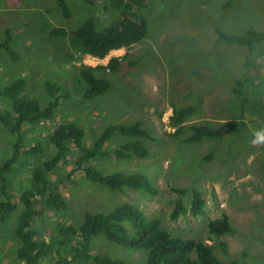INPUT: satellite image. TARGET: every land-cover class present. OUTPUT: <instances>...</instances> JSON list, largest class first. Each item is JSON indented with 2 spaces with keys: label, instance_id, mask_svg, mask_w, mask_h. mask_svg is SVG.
<instances>
[{
  "label": "rangeland",
  "instance_id": "1",
  "mask_svg": "<svg viewBox=\"0 0 264 264\" xmlns=\"http://www.w3.org/2000/svg\"><path fill=\"white\" fill-rule=\"evenodd\" d=\"M72 18L63 16L57 0H0V42L11 34L18 60L0 52V86L18 78L27 80L26 94L45 105L50 100L47 81L57 82L64 97L53 119L26 127L24 148L41 143V153H25L8 175L16 209L0 224V264H23L17 259L20 241L15 227L23 205L19 195L31 184L34 168L55 152L50 136L60 124L75 121L86 130L89 146L111 123L140 120L152 138H143L150 151L146 158L104 157L95 164L105 172L144 173L158 193L125 188L112 190L83 175L61 188L67 208L39 218L33 225L38 237L50 239L60 224L79 226L84 212H109L121 202L138 206L148 219L160 218L173 236L204 239L226 263L264 264V41L252 49L229 43L217 30L244 35L248 30L264 31V0H147L142 13L148 35L126 48L112 50L105 58L74 51L71 34L53 35L57 28L69 32L90 16L99 28L110 21L109 0H68ZM119 57V68L96 70L112 87L93 99L84 97L83 65H107ZM240 79L241 94L234 91ZM246 97L248 103L243 104ZM193 105L181 133L170 123L174 108ZM0 107L9 109L0 98ZM243 122L225 138L204 137L189 141L192 127L220 126ZM121 134L106 143L109 149L130 140ZM14 138L0 123V164L13 153ZM75 157L72 152L71 158ZM68 166L60 167L62 173ZM188 190L183 201L188 207L191 189L197 187L206 200L204 215L190 211L171 219L177 196L172 187ZM227 212L235 231L223 236L224 252L208 240L207 221ZM98 252L124 260L125 264H146L147 251L125 247L104 235L93 237ZM85 263V262H84ZM94 264V263H89Z\"/></svg>",
  "mask_w": 264,
  "mask_h": 264
},
{
  "label": "trees",
  "instance_id": "2",
  "mask_svg": "<svg viewBox=\"0 0 264 264\" xmlns=\"http://www.w3.org/2000/svg\"><path fill=\"white\" fill-rule=\"evenodd\" d=\"M83 1L89 4L94 2ZM146 1L109 0L110 5L107 7L111 9L112 15L103 28H99L96 18L90 16L71 32L65 28H57L52 34L70 33L75 52L105 58L112 50L129 47L147 37L148 22L142 13ZM57 5L65 18H72L68 0H57ZM217 33L221 40L242 44L248 49L264 41V31L261 30H248L244 35L229 34L223 30H217ZM1 51L7 52L14 60L20 58L12 48L9 30H6V36L0 42ZM119 63L120 58L113 57L107 65H83L80 68V76L85 82L86 99L100 96L112 87L106 77L97 76L95 71L107 68L116 71ZM235 83V93L241 94V80L236 79ZM26 85L27 80L18 77L0 86V98L9 103V109L0 107V123L14 138L12 155L0 164V224L9 218L17 206L10 191L8 175L25 153L36 154L45 149L41 143L29 149L24 148L26 127L53 119L64 97L63 89L57 82L47 81L50 100L43 105L37 98L26 94ZM242 102L248 103L247 98L244 97ZM260 107L264 110V106ZM194 109L193 105L174 108L170 123L176 128L175 133L183 131V123ZM240 125L245 123L194 125L188 140L199 141L204 137L225 138ZM116 134L131 139L106 149V143ZM143 138L152 137L140 120L108 124L89 146L86 145V130L78 122L70 121L55 127L50 136L55 152L43 158L34 168L30 186L24 188L19 195L23 209L15 227V235L20 241L17 259L23 264H125L124 260L102 254L91 246L93 237L104 235L116 244L146 250V264H240L237 260H231L229 263L221 260L207 240L173 236L168 228L162 225L160 218L148 219L143 210L129 202H121L109 212L86 211L79 226L60 224L58 233L50 239L38 237L34 221L49 216L54 211L66 209L68 203L61 188L81 175L112 190L133 188L148 194H157V186L144 173L105 172L95 164L96 159L104 157L146 158L150 151L144 145ZM72 152H75L74 158H71ZM68 165L70 169L67 172L62 173L59 170L60 167ZM172 190L179 197L170 212L171 219H177L187 211L193 216L205 214L206 200L200 189H191L188 207L182 199L188 190L174 186ZM207 230V239L217 243L227 252V244L222 238L235 231L227 212L222 211L218 216L210 218L207 221Z\"/></svg>",
  "mask_w": 264,
  "mask_h": 264
},
{
  "label": "clouds",
  "instance_id": "3",
  "mask_svg": "<svg viewBox=\"0 0 264 264\" xmlns=\"http://www.w3.org/2000/svg\"><path fill=\"white\" fill-rule=\"evenodd\" d=\"M258 142H264V137H260V138H258V139H254V140L252 141L253 144H256V143H258Z\"/></svg>",
  "mask_w": 264,
  "mask_h": 264
}]
</instances>
